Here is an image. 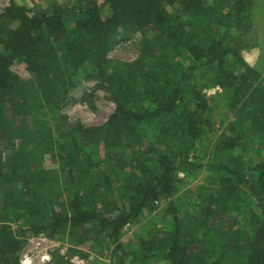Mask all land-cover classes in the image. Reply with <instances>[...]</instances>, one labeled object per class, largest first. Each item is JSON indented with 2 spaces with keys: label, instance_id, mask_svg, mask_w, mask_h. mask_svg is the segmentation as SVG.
Segmentation results:
<instances>
[{
  "label": "trees",
  "instance_id": "trees-1",
  "mask_svg": "<svg viewBox=\"0 0 264 264\" xmlns=\"http://www.w3.org/2000/svg\"><path fill=\"white\" fill-rule=\"evenodd\" d=\"M254 3L49 0L31 12L8 2L0 12V264H19L26 236L39 234L65 241L69 257L86 256L79 248L90 240L110 242L113 264H264V72L241 54ZM135 31L137 57L110 59L117 38ZM81 78L105 85L114 110L102 124L65 130L59 111ZM14 118L30 122L28 141H11ZM197 172L183 219L173 198ZM158 205L170 229L147 222L145 237L125 248V226ZM52 259L71 264L58 252Z\"/></svg>",
  "mask_w": 264,
  "mask_h": 264
},
{
  "label": "rangeland",
  "instance_id": "rangeland-1",
  "mask_svg": "<svg viewBox=\"0 0 264 264\" xmlns=\"http://www.w3.org/2000/svg\"><path fill=\"white\" fill-rule=\"evenodd\" d=\"M10 0H0V12L8 4ZM17 4L27 7L31 12H38L45 9L49 0H14ZM63 2L65 0H57ZM98 4L102 0H96ZM67 25H71L69 15L66 18ZM142 39L140 32H131L127 36L117 38L115 45L108 53L110 59L131 61L138 55L139 45ZM249 48L241 51L243 59L248 65L264 72V0H255L253 6V25L250 29L249 36L246 38ZM214 90H208L207 95H211ZM114 104L109 97L108 90L105 85L99 83L96 79L81 78L76 87L70 93V97L65 105L59 111V114L66 118L68 124L65 130L74 123H80L83 126L102 124L108 116L113 112ZM215 111H213L214 114ZM215 118H216V114ZM29 121H19L14 118L10 123L12 131V140L15 143L28 141L30 132ZM197 157L200 160H206L204 149H199ZM200 172L191 175L189 178H184L182 185L179 187L178 194L173 198L181 207L182 217L185 219L191 214V209L185 205L184 197L188 191L193 190L201 183ZM191 205V204H190ZM192 208V207H191ZM193 212V210H192ZM151 222L154 227L162 230H168L171 227V220L168 214L163 212V205H158L151 211H146L141 219L134 224H130L123 229L120 235L121 242L125 248L136 242L137 236L146 235L143 229V224ZM186 231V229H185ZM26 236V235H25ZM94 249H90L89 247ZM69 245L65 241L50 239L46 235H27L25 243L22 246L19 254V264H53L52 255L58 252L71 264H113L115 263L112 244L108 242L105 245H100L92 240L88 241L87 245L81 246L79 249L86 256L79 254L67 255ZM76 257L82 259V263L76 262ZM130 264V263H127ZM135 264H164L161 261L153 259L144 263Z\"/></svg>",
  "mask_w": 264,
  "mask_h": 264
},
{
  "label": "built area",
  "instance_id": "built-area-1",
  "mask_svg": "<svg viewBox=\"0 0 264 264\" xmlns=\"http://www.w3.org/2000/svg\"><path fill=\"white\" fill-rule=\"evenodd\" d=\"M130 224H127L126 226H125V228L127 227V226H129ZM76 262H78V263H82L83 262V260L82 259H79V257L77 258L76 257ZM25 264V263H24Z\"/></svg>",
  "mask_w": 264,
  "mask_h": 264
}]
</instances>
